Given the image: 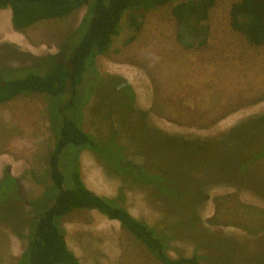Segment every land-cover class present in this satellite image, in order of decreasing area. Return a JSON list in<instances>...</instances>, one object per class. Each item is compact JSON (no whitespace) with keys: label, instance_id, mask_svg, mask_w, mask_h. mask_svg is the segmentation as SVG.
Listing matches in <instances>:
<instances>
[{"label":"rangeland","instance_id":"374dc122","mask_svg":"<svg viewBox=\"0 0 264 264\" xmlns=\"http://www.w3.org/2000/svg\"><path fill=\"white\" fill-rule=\"evenodd\" d=\"M183 1L133 11L135 25L126 13L111 49L95 59L94 68L106 80L127 81L136 107L148 113L156 130L213 144L194 149L187 157H172L167 148L162 154L161 146L145 137L140 128L132 125L125 129L120 124L124 116L117 110L111 109L113 115L107 120L103 113L99 115L101 107L104 111L109 105L115 107L112 88L95 93L84 107L82 128L104 138L108 125L117 124L113 134L125 145L129 160L150 166L153 173L165 163L171 181L177 177L185 181L183 191L203 192L198 226L191 224L188 209L181 207L171 216L151 187L108 174L89 151L80 154L81 177L96 194L118 200L135 218L169 236L167 250L172 258L198 254L204 257L203 264H264V159L245 172L242 182L239 170L248 143L252 153L263 148L264 130L262 135L236 143L217 142L242 123L264 114V45H250L232 28L230 10L240 0H216L206 44L185 49L177 40L172 14V8ZM87 12L85 6L66 18L42 21L18 32L12 25V11L0 10V84L19 74L10 71L30 66L31 56L60 54L58 59H65L79 38L75 33ZM47 97L25 94L0 106V184L11 169L26 182L24 189L17 183L6 186V196L5 191L0 194V264H20L30 233L29 226L10 213L11 208L23 195L29 201L41 198L51 185L48 158L55 137ZM66 98H55L56 105ZM97 103L101 106L95 109ZM31 211L24 207L25 223L36 217ZM61 223L68 246L81 264H160L119 222L97 211L76 210Z\"/></svg>","mask_w":264,"mask_h":264},{"label":"trees","instance_id":"16d2710c","mask_svg":"<svg viewBox=\"0 0 264 264\" xmlns=\"http://www.w3.org/2000/svg\"><path fill=\"white\" fill-rule=\"evenodd\" d=\"M171 1L0 0V10L12 11V25L18 32L42 21L66 18L82 7L88 8L81 26L75 33L79 38L73 42L72 51L65 59H58L60 54L31 56L33 63L30 66L10 71L19 74L0 84V106L25 94L47 95L49 121L55 137L54 148L48 158L51 185L46 187L39 199L29 201L24 195L19 197V201L10 211L17 219L22 220L23 226L27 224L30 228L20 264H81L68 246L66 231L61 223L64 217L76 210L97 211L108 219L119 222L160 264H203L204 257L198 254L172 258L167 250L171 241L169 236L160 234L135 218L118 200L96 194L84 183L80 171V154L89 151L103 164L108 174L120 175L133 184L144 183L151 187L155 197L171 216L172 212H178L182 207L188 209L191 224H198L197 212L204 201L203 192L194 194L183 191L186 187L185 181L178 177L177 180L171 181L169 173L164 170L168 167L165 163L160 166L159 172L153 173L148 170L151 169L150 166L138 165L134 160H129L125 145L119 144L118 138L113 134L115 127L117 130V124L106 126L108 133L104 138L92 135L82 128L84 107L95 93L97 95L101 90L109 91L112 88L116 98L115 107L109 105V109L105 111L101 107L99 115L103 113L104 120H107L113 115L110 113L111 109L117 110L124 116L120 124L125 129L132 125L140 128L145 137L154 139L161 146L162 154H166L164 151L167 148L172 150V157H187L194 149L199 150L213 144L211 141L203 142L178 135H167L156 130L149 123L148 113L136 107L131 85L124 79L106 80L94 68L95 59L111 49L126 13H130L132 24L135 25L133 11H149L163 7ZM215 5L216 0H186L172 8L177 23V40L185 49L206 44L210 12ZM230 20L232 28L244 35L250 45H264V0H240L234 3L230 10ZM60 96L65 99L68 96L69 99L58 106L55 98ZM100 106L97 103L94 107L96 109ZM263 130L264 114L242 123L217 139V142L227 140L236 143L260 135ZM251 146V143L247 144L244 149L245 159L239 164L241 182L245 172L248 173L251 167L264 159V146L261 150H256V153L251 152ZM139 153L141 154V151ZM181 165L184 166L185 162ZM17 183L22 181L6 172L0 184V194L5 191L6 196V186L12 187ZM22 185L24 189V183ZM191 199L193 202L189 204ZM195 200H198L197 204ZM19 203L24 204V207H31V212L36 214V217L25 223L27 214L24 213V207L18 206ZM2 211L3 208L0 212Z\"/></svg>","mask_w":264,"mask_h":264},{"label":"crops","instance_id":"0c3cea01","mask_svg":"<svg viewBox=\"0 0 264 264\" xmlns=\"http://www.w3.org/2000/svg\"><path fill=\"white\" fill-rule=\"evenodd\" d=\"M10 175H11L12 177L18 179V180H21V181H22V184H23V183H26V182H24L23 179H21V178L23 177V175H21L20 173H16V172L12 171V169H11V173H10ZM1 177H2V174L0 173V178H1Z\"/></svg>","mask_w":264,"mask_h":264},{"label":"bare ground","instance_id":"6f19581e","mask_svg":"<svg viewBox=\"0 0 264 264\" xmlns=\"http://www.w3.org/2000/svg\"><path fill=\"white\" fill-rule=\"evenodd\" d=\"M3 22V21H2ZM4 23V22H3ZM7 24V23H6ZM5 25V24H4Z\"/></svg>","mask_w":264,"mask_h":264}]
</instances>
